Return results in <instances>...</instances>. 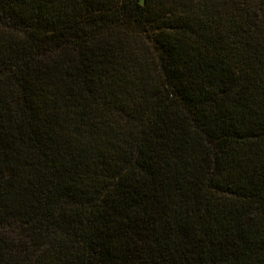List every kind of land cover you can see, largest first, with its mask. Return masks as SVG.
<instances>
[{"label": "trees", "instance_id": "16d2710c", "mask_svg": "<svg viewBox=\"0 0 264 264\" xmlns=\"http://www.w3.org/2000/svg\"><path fill=\"white\" fill-rule=\"evenodd\" d=\"M0 264H264V0H0Z\"/></svg>", "mask_w": 264, "mask_h": 264}]
</instances>
